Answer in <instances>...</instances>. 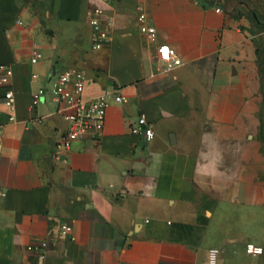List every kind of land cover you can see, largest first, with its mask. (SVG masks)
<instances>
[{
    "label": "crops",
    "instance_id": "0c3cea01",
    "mask_svg": "<svg viewBox=\"0 0 264 264\" xmlns=\"http://www.w3.org/2000/svg\"><path fill=\"white\" fill-rule=\"evenodd\" d=\"M239 4L0 0V264H206L210 247L218 264H264V251L245 252L264 249V21ZM91 19L107 31L99 49ZM160 44L181 64L161 71ZM53 66L83 69L86 99L111 92L99 140L73 141L64 158L55 104L32 106ZM140 115L149 142L130 131ZM41 241L43 256L29 249Z\"/></svg>",
    "mask_w": 264,
    "mask_h": 264
},
{
    "label": "built area",
    "instance_id": "2783aa9c",
    "mask_svg": "<svg viewBox=\"0 0 264 264\" xmlns=\"http://www.w3.org/2000/svg\"><path fill=\"white\" fill-rule=\"evenodd\" d=\"M219 12L220 8H216ZM101 13V11H97ZM140 24V31L148 38L155 36V27L146 22V15L144 12L139 13L138 16ZM93 31L91 39L93 47L99 49L102 47V40L106 38L107 31L101 27L97 19H91ZM167 49V52H165ZM40 54L35 53L31 57V61L35 62ZM157 60L162 63L161 71L167 72L172 70L175 66L181 64V59L176 55L175 51L167 44H160L157 47ZM54 77V81L50 87L42 88L32 96V106H35L41 101H50L55 104L54 114L63 118L66 123L65 129L59 134L54 143V157L64 158L66 153L70 150L73 141L77 139L98 141V133L101 131L108 106L107 97L111 94L105 91L102 95L86 99L83 97V90L85 86V72L83 69L77 67H65L62 70L50 74ZM2 83L8 82V77L1 78ZM115 102H121L124 98L118 94H112ZM5 104L9 108H13L12 91L5 93ZM13 119V117H11ZM132 133L141 134L142 138L149 142L153 138L154 132L152 125L147 122L144 115H140L134 125L131 126ZM61 233L68 235L71 239V226L63 223L60 226ZM47 242L41 241L38 246L29 247L30 250L37 251L39 256H43V250L46 248ZM264 249L261 245L253 242L245 244V252L252 256H259ZM221 257V250L217 247H210L207 252L206 264H218Z\"/></svg>",
    "mask_w": 264,
    "mask_h": 264
},
{
    "label": "rangeland",
    "instance_id": "374dc122",
    "mask_svg": "<svg viewBox=\"0 0 264 264\" xmlns=\"http://www.w3.org/2000/svg\"><path fill=\"white\" fill-rule=\"evenodd\" d=\"M207 2L216 3L220 10H224L227 13H231L233 7H237L240 11H243L245 7L239 4L240 1L250 2V11L247 12L250 17L253 13L256 14L259 20L264 21V0H205ZM257 114L259 115V131L257 133V140L259 142L261 151L264 153V84L261 91V100L258 106Z\"/></svg>",
    "mask_w": 264,
    "mask_h": 264
},
{
    "label": "water",
    "instance_id": "95a60500",
    "mask_svg": "<svg viewBox=\"0 0 264 264\" xmlns=\"http://www.w3.org/2000/svg\"><path fill=\"white\" fill-rule=\"evenodd\" d=\"M54 72V66L52 67V73Z\"/></svg>",
    "mask_w": 264,
    "mask_h": 264
},
{
    "label": "snow or ice",
    "instance_id": "6c2138e0",
    "mask_svg": "<svg viewBox=\"0 0 264 264\" xmlns=\"http://www.w3.org/2000/svg\"><path fill=\"white\" fill-rule=\"evenodd\" d=\"M165 52H167V49H165Z\"/></svg>",
    "mask_w": 264,
    "mask_h": 264
}]
</instances>
